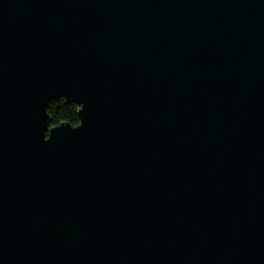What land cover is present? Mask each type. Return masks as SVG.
<instances>
[{
    "label": "water",
    "instance_id": "obj_1",
    "mask_svg": "<svg viewBox=\"0 0 264 264\" xmlns=\"http://www.w3.org/2000/svg\"><path fill=\"white\" fill-rule=\"evenodd\" d=\"M0 264H264V0H0Z\"/></svg>",
    "mask_w": 264,
    "mask_h": 264
},
{
    "label": "trees",
    "instance_id": "obj_2",
    "mask_svg": "<svg viewBox=\"0 0 264 264\" xmlns=\"http://www.w3.org/2000/svg\"><path fill=\"white\" fill-rule=\"evenodd\" d=\"M78 111L79 108L76 105L69 104L64 99L51 102L47 109L51 120L50 128L60 127L63 124L78 127L80 124Z\"/></svg>",
    "mask_w": 264,
    "mask_h": 264
}]
</instances>
